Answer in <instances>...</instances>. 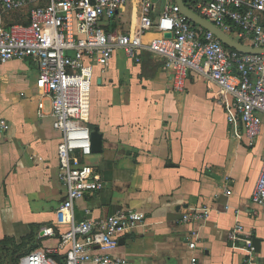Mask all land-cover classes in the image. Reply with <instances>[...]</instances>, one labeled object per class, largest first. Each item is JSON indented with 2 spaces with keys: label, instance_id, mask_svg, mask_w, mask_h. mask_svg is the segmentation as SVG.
I'll return each mask as SVG.
<instances>
[{
  "label": "crops",
  "instance_id": "0c3cea01",
  "mask_svg": "<svg viewBox=\"0 0 264 264\" xmlns=\"http://www.w3.org/2000/svg\"><path fill=\"white\" fill-rule=\"evenodd\" d=\"M166 2L176 0L157 2L154 13ZM28 12L8 13V23L27 22ZM140 16L138 0H128L103 24L108 32L134 35ZM238 32L228 34L250 44ZM158 35L148 32L144 40ZM172 73L165 58L146 50L140 62L118 49L105 70L94 66L86 123L98 127L103 150L77 155L76 162L92 165L105 187L76 202L75 220L143 212L148 225L121 234L109 251L128 264H192L193 257L195 264H264V204L252 201L264 159V114L261 134L249 145L241 122L228 121L236 114L231 96L195 73L184 92L175 91ZM38 76L33 58L0 65V119L8 124L0 126V246L25 244L21 257L34 247H57L59 236L42 237L41 230L51 226L60 235L70 218L61 210L60 133ZM197 212L204 221L184 220ZM238 222L261 239L259 251L230 240ZM193 232L194 249L188 242Z\"/></svg>",
  "mask_w": 264,
  "mask_h": 264
},
{
  "label": "built area",
  "instance_id": "2783aa9c",
  "mask_svg": "<svg viewBox=\"0 0 264 264\" xmlns=\"http://www.w3.org/2000/svg\"><path fill=\"white\" fill-rule=\"evenodd\" d=\"M138 0L141 16L134 35L108 32L104 22L112 20L128 0H2L0 2V65L11 60L37 61V87L51 101L53 126L60 133L59 176L66 191L61 210L69 212L68 228L60 235L51 226L42 228V237L59 236L55 248L33 250L19 264H128L126 258L111 254L118 237L147 226L140 211H120L104 219L75 220L76 202L105 187L95 168L76 162L77 155L92 154L91 128L86 123L94 66L105 70L116 50L135 62L144 50L165 58L173 70V89L184 92L190 73L215 82L233 98L235 113L228 121L239 120L249 145L262 131L264 114V53L248 54L228 48L212 31L192 22L176 2H166L157 14V2ZM29 8L27 22L8 23L7 14ZM226 33L238 29L249 45L264 47V0H206L192 6ZM157 15V17H156ZM151 31L157 37L144 40ZM43 108V104L40 103ZM42 116V114H41ZM0 126L8 124L0 119ZM252 201L264 204V159ZM88 213V212H87ZM197 212L184 215L204 221ZM233 242H243L251 250L252 236L237 223L229 232ZM196 248L198 235L188 238ZM104 250V251H103ZM63 254L60 261L58 255ZM197 261L192 258V264Z\"/></svg>",
  "mask_w": 264,
  "mask_h": 264
},
{
  "label": "water",
  "instance_id": "95a60500",
  "mask_svg": "<svg viewBox=\"0 0 264 264\" xmlns=\"http://www.w3.org/2000/svg\"><path fill=\"white\" fill-rule=\"evenodd\" d=\"M2 0H0L1 2ZM176 3L180 6L181 11L195 24L201 25L207 30L212 31L227 47L235 49L241 53L248 54H261L264 53V47L252 46L249 44H244L240 41L232 38L228 33L224 32L213 22H211L206 17L199 14L196 10L188 6L186 0H176ZM91 141H92V152L100 153L103 150V138L102 134L99 132L98 127L91 130ZM253 246L256 251L260 250L261 239L253 236L252 238Z\"/></svg>",
  "mask_w": 264,
  "mask_h": 264
},
{
  "label": "rangeland",
  "instance_id": "374dc122",
  "mask_svg": "<svg viewBox=\"0 0 264 264\" xmlns=\"http://www.w3.org/2000/svg\"><path fill=\"white\" fill-rule=\"evenodd\" d=\"M2 246V247H1ZM0 246V264H19V257L27 249L25 244L22 247H16L14 243L9 242Z\"/></svg>",
  "mask_w": 264,
  "mask_h": 264
},
{
  "label": "trees",
  "instance_id": "16d2710c",
  "mask_svg": "<svg viewBox=\"0 0 264 264\" xmlns=\"http://www.w3.org/2000/svg\"><path fill=\"white\" fill-rule=\"evenodd\" d=\"M186 2L188 3V5H190V7H192V6H195L196 3L199 2V0H198V1H197V0H186ZM22 22H25V21H22ZM13 23H15V22H13ZM36 249H38V247H34V248H32L31 251L36 250ZM31 251H29V252H31ZM29 252H28V253H29ZM19 260H20V259H19Z\"/></svg>",
  "mask_w": 264,
  "mask_h": 264
}]
</instances>
